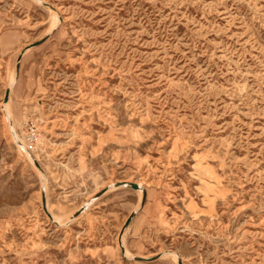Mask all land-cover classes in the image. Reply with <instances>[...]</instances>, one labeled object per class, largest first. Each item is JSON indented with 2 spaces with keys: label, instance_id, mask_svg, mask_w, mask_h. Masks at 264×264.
Here are the masks:
<instances>
[{
  "label": "rangeland",
  "instance_id": "1",
  "mask_svg": "<svg viewBox=\"0 0 264 264\" xmlns=\"http://www.w3.org/2000/svg\"><path fill=\"white\" fill-rule=\"evenodd\" d=\"M0 264H264V0H0Z\"/></svg>",
  "mask_w": 264,
  "mask_h": 264
},
{
  "label": "bare ground",
  "instance_id": "2",
  "mask_svg": "<svg viewBox=\"0 0 264 264\" xmlns=\"http://www.w3.org/2000/svg\"><path fill=\"white\" fill-rule=\"evenodd\" d=\"M55 20H56V19H55ZM12 80H14V76H13ZM10 88H11V87H10ZM7 107H8V102H7V103L5 102V103H4V108L6 109ZM6 110H7V109H6ZM6 110H5V111H6ZM9 113H10V112H9ZM9 113L6 111L7 118H8L9 121H12V119H11L12 117H10ZM9 123H10V122H9ZM22 145H23V144H22ZM139 190H140V192L143 191V187H142L141 185H140ZM46 203H47V202H46ZM47 209H48V208H47ZM53 217L55 218L54 220H56V219L59 220V221H60V222L58 221L59 223H62V222L64 221V219L62 220V219H60V217H59V218L56 217V215L53 216ZM67 219H69V218H67ZM67 219H66V220H67ZM126 251H127V253H128V250H126ZM129 255H130V254H129ZM172 255H173V257H174L176 260H179V257H178L177 254H172Z\"/></svg>",
  "mask_w": 264,
  "mask_h": 264
},
{
  "label": "water",
  "instance_id": "3",
  "mask_svg": "<svg viewBox=\"0 0 264 264\" xmlns=\"http://www.w3.org/2000/svg\"><path fill=\"white\" fill-rule=\"evenodd\" d=\"M8 89L6 90V93H5V98H7V94H8ZM130 184H131V182H130ZM132 185L134 186V187H137V185H136V183L135 182H133L132 183ZM43 195H44V193H43ZM44 198H45V196H43V200H44ZM130 219V218H129ZM127 223V222H126Z\"/></svg>",
  "mask_w": 264,
  "mask_h": 264
}]
</instances>
